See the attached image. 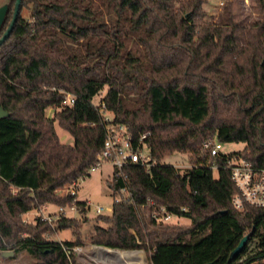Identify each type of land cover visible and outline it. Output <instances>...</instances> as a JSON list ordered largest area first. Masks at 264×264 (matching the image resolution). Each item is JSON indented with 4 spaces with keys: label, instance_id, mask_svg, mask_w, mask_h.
<instances>
[{
    "label": "trees",
    "instance_id": "1",
    "mask_svg": "<svg viewBox=\"0 0 264 264\" xmlns=\"http://www.w3.org/2000/svg\"><path fill=\"white\" fill-rule=\"evenodd\" d=\"M207 2L21 0L0 45V107L9 114L0 118L1 255L25 251L36 264H140L143 250L150 264H264V208L232 206L227 167L238 159L264 169V0H254L262 15L254 23L238 20L232 1L208 22ZM15 3H8L0 39ZM67 94L71 107L63 105ZM102 110L128 125L136 144H149L156 164H130L119 177L114 170L113 195L127 188L131 198L97 217L105 226L89 238L95 245L69 249L71 262L66 248L78 242L46 235L78 226L76 219L62 216L52 229L41 217L29 225L23 216L72 206L75 197L57 192L96 165L106 139ZM56 123L74 145L62 143ZM208 141L245 146L211 158ZM176 153H188L192 167L164 162ZM76 205L87 213L86 202ZM161 208L190 223L158 222L153 214Z\"/></svg>",
    "mask_w": 264,
    "mask_h": 264
},
{
    "label": "rangeland",
    "instance_id": "2",
    "mask_svg": "<svg viewBox=\"0 0 264 264\" xmlns=\"http://www.w3.org/2000/svg\"><path fill=\"white\" fill-rule=\"evenodd\" d=\"M227 1H232V3L234 4L236 17L240 21L254 23L262 16L258 12L254 0H208L207 4H205L203 7L208 15L206 20L210 22L212 21V19L216 18V16L221 13ZM9 2L10 0H0V8L8 5ZM222 2L224 3L223 6H221ZM22 16L25 18H30V11L28 9H24L22 11ZM107 91L108 88L105 87V89L94 98L93 102L95 105H99L101 103V100L106 95ZM53 114L54 112L52 110L48 111L49 117H52ZM103 114L105 117H113L111 113L104 110ZM55 127L62 143L74 145V138L69 133L63 130L57 123L55 124ZM244 146L245 145L243 143H225L223 145V153L229 154L232 152L241 151ZM164 162L168 165H173L180 169H187L192 167L193 165L188 153H176L173 156L165 159ZM214 171V177L218 178L217 170ZM113 172L114 168L109 163H104L94 171H91L89 176L80 182V185L77 188V197L75 198L76 201L88 203L89 208L87 213L82 214L79 211H72L69 207H63L65 208V216L67 218L76 219L79 223L78 226L63 231L55 230L52 233L47 234L46 237L58 241L62 240L78 242V244H76L74 248H68L67 251L69 249H77L79 245H95L89 242V238L94 234L96 226H105L104 223H98L97 221L98 215L96 214V207H112L115 199L113 192L108 186V182L112 181ZM67 187L68 186L58 190L57 194L61 197H65V195L68 194V190H66ZM58 209L59 207L48 205L43 207V209L40 211H32L25 214L23 216V219L25 223L32 225L34 224L37 217L42 218L43 216L49 214H55ZM142 210L146 211V209L144 208H142ZM148 214L149 213L147 211L146 216H148ZM105 215H111V213L105 212ZM55 223L56 221L51 224L52 229H54ZM168 223L188 225L190 222L189 220L184 218L174 217ZM131 232L135 234L134 231ZM137 254H139L141 257L140 264H150L148 253L146 251L139 250L137 251ZM13 257L5 258L0 254V264H36V260L25 251L18 253L16 258L13 259ZM72 264L74 263L72 262Z\"/></svg>",
    "mask_w": 264,
    "mask_h": 264
},
{
    "label": "built area",
    "instance_id": "3",
    "mask_svg": "<svg viewBox=\"0 0 264 264\" xmlns=\"http://www.w3.org/2000/svg\"><path fill=\"white\" fill-rule=\"evenodd\" d=\"M223 5L224 3L222 2L221 6ZM63 105L65 107L73 106L74 97L67 94ZM104 121L106 122V139L102 151L97 155V163L90 172L104 163H109L113 166L114 170H117L118 173L116 177H119L123 175V169L130 164H139L146 170H149L156 164L155 162H151L149 144L143 142V140L136 144L135 138L128 125L114 123L113 117H105ZM223 145L224 144L217 141H208L204 143L203 148L210 151L211 158H216L223 153ZM227 167L236 188V192L232 197V206L238 211H244L249 207L264 208V169L257 168L250 162L238 159L230 160ZM212 168L218 170V166L215 162L212 163ZM82 180L84 179L81 178L71 185H68L66 188L68 194L76 198L77 188ZM75 198L72 206L69 207L72 211H78ZM130 198L131 195L128 189L122 188L120 192L115 195L114 203L128 202ZM113 205L108 208L97 206L96 214L98 216L105 215V212H110L112 214ZM86 208H89L88 203ZM62 216H65V208L59 207L55 214L43 216L42 219L52 224L58 221ZM153 217L158 222L165 223H168L174 218V216L167 213L164 208H161L159 212L155 211ZM67 249L68 248H66V251Z\"/></svg>",
    "mask_w": 264,
    "mask_h": 264
},
{
    "label": "water",
    "instance_id": "4",
    "mask_svg": "<svg viewBox=\"0 0 264 264\" xmlns=\"http://www.w3.org/2000/svg\"><path fill=\"white\" fill-rule=\"evenodd\" d=\"M20 8H21V0H16L12 22H11L10 26L8 27V29L6 30V32L4 33L3 37L0 39V45L3 44V42L10 36V34L14 28L15 22L17 21V18L20 14ZM7 11H8V5H5V6L0 8V28L4 23ZM8 115L9 114L7 112H5L3 108L0 107V118L6 117ZM248 239H249V237L246 236L245 238H243L241 240V242L239 243L237 248L232 252L231 260H234L243 251V249L245 248V246L248 243ZM2 256L5 258L13 257L14 252L5 251L2 253ZM68 256H69L70 260L72 261V258L70 257L69 253H68Z\"/></svg>",
    "mask_w": 264,
    "mask_h": 264
},
{
    "label": "crops",
    "instance_id": "5",
    "mask_svg": "<svg viewBox=\"0 0 264 264\" xmlns=\"http://www.w3.org/2000/svg\"><path fill=\"white\" fill-rule=\"evenodd\" d=\"M59 241H62V240H59ZM127 251V250H126ZM132 252V251H131Z\"/></svg>",
    "mask_w": 264,
    "mask_h": 264
}]
</instances>
